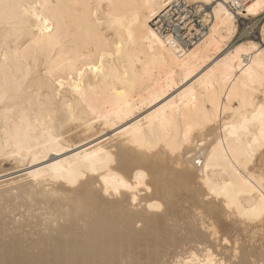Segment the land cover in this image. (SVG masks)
Segmentation results:
<instances>
[{"label": "bare ground", "instance_id": "obj_1", "mask_svg": "<svg viewBox=\"0 0 264 264\" xmlns=\"http://www.w3.org/2000/svg\"><path fill=\"white\" fill-rule=\"evenodd\" d=\"M260 15L0 0V264H264Z\"/></svg>", "mask_w": 264, "mask_h": 264}, {"label": "rangeland", "instance_id": "obj_2", "mask_svg": "<svg viewBox=\"0 0 264 264\" xmlns=\"http://www.w3.org/2000/svg\"><path fill=\"white\" fill-rule=\"evenodd\" d=\"M188 9L191 11V15L193 14L190 17L191 23L194 24V26L197 25L196 26L197 28L201 27V24H199V23L201 21L202 14L201 13H196L195 12V7L190 6V7H188ZM262 24H264V16L263 15H260V16L255 17V18H253L251 16H248L246 18L239 17L238 18L239 31H238L237 35L235 36V38L233 39V42L240 43V42H243V41H258V40H260V31H261ZM247 29H249V30H247ZM251 32H252V34H251ZM243 33L245 35H243ZM240 35H243V36L241 37ZM3 168L6 171H8V172L5 173L6 175L13 174L14 172L16 173V172L21 170V169H19V170L13 171V170H15L13 162L6 163L3 166ZM22 174L23 173H21V174L19 173V175H22ZM14 175L18 176V173L10 175L9 178H13ZM3 180H5V178L0 180V181H3Z\"/></svg>", "mask_w": 264, "mask_h": 264}, {"label": "snow or ice", "instance_id": "obj_3", "mask_svg": "<svg viewBox=\"0 0 264 264\" xmlns=\"http://www.w3.org/2000/svg\"><path fill=\"white\" fill-rule=\"evenodd\" d=\"M261 164H262V166H264V159L261 160ZM101 178L103 179L104 185L106 187V194H107V192H111L113 189H112V187L109 186V179L103 175L101 176Z\"/></svg>", "mask_w": 264, "mask_h": 264}, {"label": "built area", "instance_id": "obj_4", "mask_svg": "<svg viewBox=\"0 0 264 264\" xmlns=\"http://www.w3.org/2000/svg\"><path fill=\"white\" fill-rule=\"evenodd\" d=\"M176 18V17H175ZM196 25V24H195ZM197 26V25H196ZM181 28V27H180ZM169 31L168 29L166 30V32ZM183 33V29L181 28V30L179 31L178 35H181ZM252 34V32H251Z\"/></svg>", "mask_w": 264, "mask_h": 264}]
</instances>
